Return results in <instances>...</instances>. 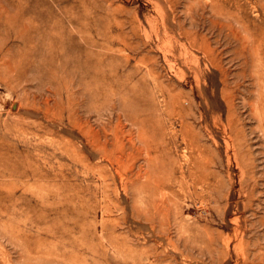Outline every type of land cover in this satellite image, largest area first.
<instances>
[{"label": "rangeland", "instance_id": "rangeland-1", "mask_svg": "<svg viewBox=\"0 0 264 264\" xmlns=\"http://www.w3.org/2000/svg\"><path fill=\"white\" fill-rule=\"evenodd\" d=\"M261 63L264 0H0V264H264Z\"/></svg>", "mask_w": 264, "mask_h": 264}, {"label": "bare ground", "instance_id": "bare-ground-1", "mask_svg": "<svg viewBox=\"0 0 264 264\" xmlns=\"http://www.w3.org/2000/svg\"><path fill=\"white\" fill-rule=\"evenodd\" d=\"M261 51H262V50H261ZM258 61H259V60H258ZM255 62H256V61H255ZM251 64H253V62H252ZM257 64H260V63H257ZM261 64H262V63H261ZM252 66H253V65H252ZM242 68H243V67H242ZM258 69L261 70V73L259 72V73H260L259 76L261 77L262 74L264 73V64L258 66ZM241 71H242V70H241ZM259 76H258V77H259ZM251 77H252V74H251ZM263 77H264V74H263ZM263 77H262V80L264 79ZM253 78L256 79V77H253ZM253 80H254V79H253ZM260 80H261V79H260ZM262 80H261V81H262ZM255 81H256V80H255ZM255 81H254V82H255ZM263 81H264V80H263ZM256 83H258V82H256ZM257 85H258V84H257ZM263 85H264V84H261L262 87H263ZM258 86H260V84H259ZM258 86H257V89H256L257 91H258ZM263 91H264V88H263ZM259 93H260V92H258V94H259ZM258 94H256L255 96H257ZM258 97H259V96H258ZM262 98H263V97H262ZM262 98H261V100H262ZM256 99H258V98H256ZM261 100H260V101H261ZM258 101H259V100H258ZM260 101H259V102H260ZM262 101H263V100H262ZM260 104H261V103H260ZM254 105H255V104H254ZM260 106H261V105H260ZM257 108H258V107H257ZM261 108H263V110H264V107H263V106H262ZM254 110H255V112H253V114H257V110L259 111V108H258L257 110H256V109H254ZM261 113L264 114V111L261 112ZM263 114H262V116H263ZM258 115H259V116H257V117H260V113H258ZM234 116H235V114L233 115V117H234ZM262 118H263V117H262ZM260 119H261V117H260ZM260 119H258V120H260ZM233 120H234V119H233ZM259 122H260V121H259ZM261 122H262V120H261ZM235 124H236V123H235ZM239 124H240V123H239ZM239 124H238V125H239ZM260 124H261V123H260ZM258 125H259V124H258ZM228 126H229V124H228ZM229 127H230V126H229ZM259 127H260V126H259ZM230 128H231V127H230ZM260 128H261V127H260ZM231 129H232V128H231ZM231 131H232V130H231ZM233 131H234V130H233ZM243 131H244V130H243ZM238 132H240V131H238ZM263 132H264V129H263ZM235 134H236V133H235ZM240 134H241V133H240ZM241 135H242V134H241ZM239 136H240V135H239ZM239 136H237V137H239ZM230 138H232V137H230ZM235 138H236V137H235ZM241 138H242V137H241ZM241 138H240V139H241ZM236 140H237V139H236ZM236 140H235V141H236ZM238 140H239V138H238ZM232 141H233V139H232ZM235 143H237V141H236ZM238 143H239V141H238ZM236 145H237V144H236ZM239 145H240V144H239ZM239 145H238V146H239ZM241 145H242V144H241ZM233 148H234V147H233ZM238 151H239V150H238Z\"/></svg>", "mask_w": 264, "mask_h": 264}]
</instances>
